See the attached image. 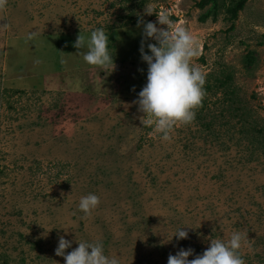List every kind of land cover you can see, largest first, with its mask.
<instances>
[{"label": "rangeland", "instance_id": "rangeland-1", "mask_svg": "<svg viewBox=\"0 0 264 264\" xmlns=\"http://www.w3.org/2000/svg\"><path fill=\"white\" fill-rule=\"evenodd\" d=\"M200 1L8 0L0 264H66L55 251L60 236L72 242L66 252L100 241L120 264H168L180 249H193V259L209 237L237 230L246 264H264V0H248L236 20L226 9L237 0H221L204 22L211 5L198 9ZM159 15L192 33L206 77L195 120L177 124L170 141L143 126L134 103L147 83L141 43L151 55L156 42L138 22L160 27ZM97 28L109 37L108 68L88 65L74 47ZM227 76L236 104L218 84ZM88 194L100 204L85 215L79 201ZM180 228L188 239H172Z\"/></svg>", "mask_w": 264, "mask_h": 264}, {"label": "clouds", "instance_id": "clouds-1", "mask_svg": "<svg viewBox=\"0 0 264 264\" xmlns=\"http://www.w3.org/2000/svg\"><path fill=\"white\" fill-rule=\"evenodd\" d=\"M8 0H0V11L6 10ZM151 15V14H147ZM158 23L143 21L141 17L138 27H143L145 41L152 39L156 43L148 44L149 55L141 43L140 53L148 65L147 83L139 92V98L134 101L138 105L143 126H153L154 131L161 135L163 141H170L177 124H191L196 117V110L202 106L205 93L206 77L201 68L194 63L199 56V44L192 33L186 28H175L166 15L157 16ZM8 24H0V30H5ZM36 33H29L26 40H32ZM108 35L103 28H97L86 40L79 34L74 47L76 54L90 66L108 68L114 63L113 56L108 51ZM86 51H81L82 49ZM62 63L66 61L62 60ZM100 204V198L95 194L82 196L79 209L89 215ZM215 231V229H213ZM188 239L185 228L178 229L173 238ZM171 239V240H172ZM210 246L201 254L194 256L191 248L180 249L175 255L170 254L168 264H246L241 249L246 237L240 231H233L227 240L208 238ZM78 247L70 252L72 242L64 236L59 237L57 256L63 257L66 264H120L117 256L105 253L100 241H77Z\"/></svg>", "mask_w": 264, "mask_h": 264}, {"label": "trees", "instance_id": "trees-1", "mask_svg": "<svg viewBox=\"0 0 264 264\" xmlns=\"http://www.w3.org/2000/svg\"><path fill=\"white\" fill-rule=\"evenodd\" d=\"M221 0H201L199 3H197V8L204 10L207 6L211 5V9H209V11H207L206 14H204L201 17V21H207V19L212 16V15H216L217 14V8L220 4ZM248 0H237V2L235 4H231V6L227 7L226 11L227 13L230 15V20H236L238 18L239 12L242 11L246 5ZM223 7L226 8V6L224 4H222ZM156 43V42H155ZM125 61L127 59H124ZM250 61L252 62L253 59H250ZM226 79L223 80H218L219 81V87H223L226 88L225 94L226 97L228 98V101H231V103L236 104L237 101L234 100V96L236 95V91L235 88L233 87V84L231 83V81H229L231 79V77L227 76L225 77Z\"/></svg>", "mask_w": 264, "mask_h": 264}]
</instances>
